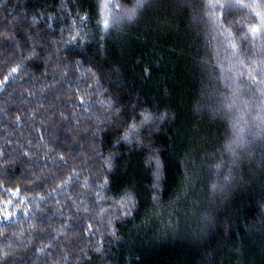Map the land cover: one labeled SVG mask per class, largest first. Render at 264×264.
<instances>
[{"label":"trees","instance_id":"trees-1","mask_svg":"<svg viewBox=\"0 0 264 264\" xmlns=\"http://www.w3.org/2000/svg\"><path fill=\"white\" fill-rule=\"evenodd\" d=\"M102 2L0 0V208L11 200L13 213L0 215V253L7 264H264V131L242 124L234 158L222 110L237 89V103H261L248 78L258 49L242 39L254 13L148 0L104 31ZM141 113L153 120L120 140Z\"/></svg>","mask_w":264,"mask_h":264},{"label":"snow or ice","instance_id":"snow-or-ice-1","mask_svg":"<svg viewBox=\"0 0 264 264\" xmlns=\"http://www.w3.org/2000/svg\"><path fill=\"white\" fill-rule=\"evenodd\" d=\"M147 2L148 0H135L131 7H127L125 5L115 3L113 0H103V2L99 5L100 12L98 13L99 19L97 23L104 31H108L114 26V24L122 20L126 19L128 21H134L138 17L139 12L147 5ZM255 2L256 0H253V3L249 4L245 3V0H234V2L231 3L217 4L213 6L211 10H226L233 7L243 9L250 8L252 10L256 19L250 21L246 25L242 39L250 43L253 49H258V58L251 61L249 65L248 78L252 85L264 86V8L258 10L257 7L254 6ZM261 2L264 3V0H261ZM77 16L80 24H85L89 19L87 15L79 16V14H77ZM225 31L228 33L226 51L231 49L233 55H235L239 45L232 36L231 31ZM5 38L7 39L8 37ZM82 39L83 36L78 30L70 35L68 43H71L72 41L79 42ZM221 67L223 66L221 65ZM18 68L19 66L14 68L13 72H16ZM5 80H7V77H5ZM239 94L240 93L238 89L233 90L231 96L225 97V102L222 108L223 111H226L230 114L229 118L231 120L232 127V139L225 144V149L230 152L234 158L238 156L237 150L244 148L248 143V140L245 136L246 129L242 126V124L248 125V135H252L253 129L255 128H260L262 131H264V88L259 90V98L261 103L260 105L256 106L255 111H253L249 101L244 100L240 101V103H237ZM85 103L86 102L83 99L80 100L81 105H84ZM237 113L241 114L237 115ZM141 116L142 119L139 121V124H137L135 118L131 123L126 124L123 129V135L119 137L120 140L129 141L130 137H138L140 134V128L153 120V115L150 113H141ZM245 116H251L254 123L249 125V121L245 119ZM140 143L142 144L143 141L141 140ZM105 163L108 167H110L111 157L106 158ZM159 167L160 164L159 161H157V170H159ZM217 167H219V165H217ZM107 183L108 181L105 179L104 184ZM100 187L103 188L104 185H100ZM18 191L19 189H17V192ZM96 195L99 199H103L100 192H97ZM11 204L12 201L8 200L6 204L0 208V215H2L4 221L9 220L13 215V213L8 210ZM134 207V198L132 197L131 193H126L125 199L121 201V209L123 214L125 216L130 215ZM108 223L111 224L110 219L108 220ZM89 231H91V225H89ZM7 247L11 246L8 245ZM96 251L99 252L100 249L97 248ZM10 255L11 253L7 251L0 253V264H7V259ZM85 259L90 258L85 257Z\"/></svg>","mask_w":264,"mask_h":264}]
</instances>
